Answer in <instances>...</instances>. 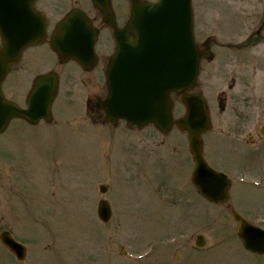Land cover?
Masks as SVG:
<instances>
[{
  "label": "rangeland",
  "instance_id": "374dc122",
  "mask_svg": "<svg viewBox=\"0 0 264 264\" xmlns=\"http://www.w3.org/2000/svg\"><path fill=\"white\" fill-rule=\"evenodd\" d=\"M203 4H195L196 41L202 49L212 38L198 80L212 122L203 134L204 157L233 179L230 208L195 189L183 130L107 126L94 107L106 95V60L86 72L73 60L60 64L41 44L3 83L5 95L23 106L36 76L60 73L53 121L15 119L0 134V232L28 246L20 262L0 243V264H264V255L242 246L231 214L264 228V137L257 131L264 124V30L244 46L261 25L264 0H238L229 17ZM108 39L103 31L101 54ZM222 92L239 112L221 114ZM172 98L178 118L185 107L179 95ZM102 198L114 212L108 223L97 216ZM198 234L207 240L203 248L195 244Z\"/></svg>",
  "mask_w": 264,
  "mask_h": 264
},
{
  "label": "water",
  "instance_id": "95a60500",
  "mask_svg": "<svg viewBox=\"0 0 264 264\" xmlns=\"http://www.w3.org/2000/svg\"><path fill=\"white\" fill-rule=\"evenodd\" d=\"M103 9L110 11L106 3ZM114 35L117 47L105 71L107 94L95 104L104 110L106 122L113 125L124 119L133 127L153 123L163 133L173 125L188 131L195 162L193 184L208 200L228 202L231 180L210 167L202 153L201 134L211 124L206 101L200 94L189 92L196 85L202 57L210 56L208 44L203 50L196 44L191 0H131L130 18L124 29L115 28ZM0 36V133L13 118L32 124L40 119L51 121V107L58 91L57 72L35 79L25 108L8 100L2 90L11 65L20 61L23 50L45 39L46 20L36 10L35 0H0ZM96 39L91 20L81 11H73L58 24L50 43L61 63L73 58L85 70H92L98 61L94 56ZM172 92L182 94L186 106V114L176 120ZM261 131L264 134V127ZM100 190L106 192L107 186L101 185ZM232 213L244 248L264 254V229L236 211ZM97 214L103 222L111 219L113 211L108 200L99 201ZM0 241L19 260L26 258V246L10 232H1ZM205 244L204 236L198 235L196 245Z\"/></svg>",
  "mask_w": 264,
  "mask_h": 264
},
{
  "label": "flooded vegetation",
  "instance_id": "af4514ba",
  "mask_svg": "<svg viewBox=\"0 0 264 264\" xmlns=\"http://www.w3.org/2000/svg\"><path fill=\"white\" fill-rule=\"evenodd\" d=\"M109 1H110V6L112 7V11H113L111 17L106 16L98 7L94 5L92 0H37L36 6L39 9V11H41L42 13L46 15L48 23H49V26H48L49 32L53 30V28L55 27L58 21L57 19L59 15L63 11H65L66 9H68L67 11H69V10H72L73 8L83 9L87 13V15L93 20V23L99 29V40L97 42L96 48L98 47L99 42L101 41V33L103 31H108L110 39L107 40V47H109L110 49L112 47V44L115 45V40L113 37V28L110 25V23L114 22L116 26L122 28L126 24L128 14L125 11L127 7L126 0H117L116 3L113 2V0H109ZM122 1L125 3H123ZM237 1L238 0H208V1L204 0L203 6L206 8H209V7L216 8L212 10V12H215L219 16L229 17L228 14L231 13V8L229 7L233 5L234 3H236ZM197 3H198V0H193L194 9H195V4L197 5ZM54 20H55L54 26L50 28L51 22ZM263 30H264V26H262L261 24L255 33L254 32L250 33V41L249 40L244 41V46H247L249 44L254 45L255 43L254 40L260 38L259 36ZM109 49H106L105 52L103 51L102 54L99 49L97 50L98 55H99L98 64L100 63L101 60H106L107 62V60L109 59L110 53H112L114 50V47L112 49V52H109L110 51ZM27 51L28 49L24 51L23 56L21 58V62H23L24 60H28ZM108 52L109 54L107 55ZM57 60H59V58H57ZM227 98H228L227 94L225 92H222V96L219 101V108H220L221 114L227 113V110L233 111L234 109L239 108V106L229 107ZM96 110L97 109H95V111ZM239 110L233 111V112H239ZM261 125L258 127V130H257L260 136H262L261 130H260Z\"/></svg>",
  "mask_w": 264,
  "mask_h": 264
}]
</instances>
